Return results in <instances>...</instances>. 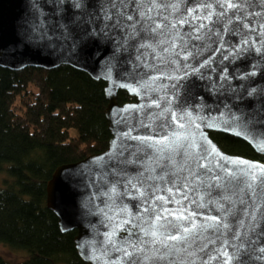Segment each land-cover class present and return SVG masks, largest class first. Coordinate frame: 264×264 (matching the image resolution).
Wrapping results in <instances>:
<instances>
[{
  "label": "water",
  "instance_id": "water-1",
  "mask_svg": "<svg viewBox=\"0 0 264 264\" xmlns=\"http://www.w3.org/2000/svg\"><path fill=\"white\" fill-rule=\"evenodd\" d=\"M198 2L181 0L174 13L158 5L148 19L147 0H0V67L65 64L104 81L107 146L58 165L44 186L58 229L76 230L86 264H264V162L223 150L209 134L264 154V0L213 2L200 33L169 27ZM119 90L134 99L119 102ZM174 134L180 144L159 151L154 142ZM225 168L235 177L216 181ZM180 208L188 219L163 211ZM213 216L219 227H201ZM177 235L187 238L169 239Z\"/></svg>",
  "mask_w": 264,
  "mask_h": 264
},
{
  "label": "trees",
  "instance_id": "trees-1",
  "mask_svg": "<svg viewBox=\"0 0 264 264\" xmlns=\"http://www.w3.org/2000/svg\"><path fill=\"white\" fill-rule=\"evenodd\" d=\"M104 81L59 65L46 70L0 67V242L25 249L21 261L0 264H86L74 246L76 230L58 229L46 206L45 183L60 164L103 150L110 136ZM119 102L133 100L125 90ZM223 150L264 162V154L236 136L209 131Z\"/></svg>",
  "mask_w": 264,
  "mask_h": 264
},
{
  "label": "snow or ice",
  "instance_id": "snow-or-ice-1",
  "mask_svg": "<svg viewBox=\"0 0 264 264\" xmlns=\"http://www.w3.org/2000/svg\"><path fill=\"white\" fill-rule=\"evenodd\" d=\"M147 2L149 3L150 7L143 13V15H145L148 19H151V15L150 13L153 12L154 10H157V6H163L165 8H171L172 12H176L179 11L178 9V4L181 2V0H168V2L166 3L165 0H147ZM216 2L219 3L220 7L222 9H232L235 7L239 6V3L237 2V0H203L202 3H197L195 6H192L190 8H185L184 12L182 14L183 18L181 19H177L174 23H170L169 27L175 29L177 27V24L183 25L185 23H188L190 25H192L193 27V31L196 33H200L201 30H203L207 25L204 23V21H211L212 17L215 13V10L212 9V3ZM205 9H207V11H205ZM171 14V13H170ZM219 15H224V12L219 13ZM127 19L131 20L132 16H128ZM166 19V17H165ZM194 21H198L199 23H195L193 24ZM157 28L160 27L159 24H157L156 26ZM153 31L156 30V28L152 29ZM196 39H199L200 36L196 35L195 36ZM245 44L248 43L247 40L244 41ZM253 43H255V41H253ZM173 44V52L175 55H180V52H175V48H176V44L175 41L172 42ZM167 51V49H166ZM181 52H184L183 49H181ZM190 53H186L184 52V58L187 59V56ZM181 119H183V117H181ZM181 127H183V125H181ZM186 139V138H183ZM182 140V137L179 135H175L171 138L166 137L165 139L162 140H157L154 142L155 145H162V147L159 149V151L163 152L169 149H173L174 146H178L180 144ZM167 141V142H166ZM194 146V145H189ZM212 152H215V149H212ZM230 163L232 164H245L247 163L246 161H230ZM201 167H206V165H200ZM257 166L255 165H249L248 168V172H246L245 174H250L251 175V179L252 180H256L257 177L253 172V169H255ZM259 170L264 173V166H261L259 168ZM224 171V175L223 176H215V180L216 181H226V182H230L236 175V172L230 169H223ZM217 187H219L220 185L217 184ZM248 187H252L251 184L248 185ZM169 192H171V189L168 190ZM177 191H179V189H177ZM184 199H187V195H184L183 197ZM156 199H164L163 197H156ZM173 199H175V197L173 196ZM164 212H167L168 215H175L176 218L179 219H188V217H186L184 215V209L180 208V209H175L172 212H168L167 209L163 210ZM155 219L158 221L161 219L160 215H157L155 217ZM209 220L212 221V223L206 224V225H202L201 227L203 228H208V227H219L220 226V222H219V218L218 217H209ZM226 227V225H224ZM196 228L195 224H192L191 228L185 227L184 228V233H190L193 229ZM146 235L148 233H145ZM151 236L154 238V242H159L156 238H157V232L153 231L152 233H150ZM186 239V235L185 236H170L169 239L172 240H180V239ZM109 241L111 242V237L109 236ZM130 247H132L134 250H136V245L133 243L129 244ZM124 253L125 256H130L131 253L127 250V248H123L121 249ZM223 255L227 256V253H223ZM230 259V258H229Z\"/></svg>",
  "mask_w": 264,
  "mask_h": 264
},
{
  "label": "rangeland",
  "instance_id": "rangeland-1",
  "mask_svg": "<svg viewBox=\"0 0 264 264\" xmlns=\"http://www.w3.org/2000/svg\"><path fill=\"white\" fill-rule=\"evenodd\" d=\"M11 176L7 173V171L3 168H0V186L6 185L11 181ZM28 252L19 247H14L9 244H5L0 242V256L6 259L10 263H15L26 258Z\"/></svg>",
  "mask_w": 264,
  "mask_h": 264
}]
</instances>
